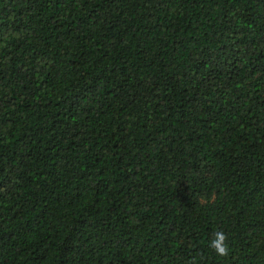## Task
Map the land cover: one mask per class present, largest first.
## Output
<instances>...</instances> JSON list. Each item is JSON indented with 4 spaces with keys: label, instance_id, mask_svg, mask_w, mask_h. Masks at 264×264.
Returning <instances> with one entry per match:
<instances>
[{
    "label": "trees",
    "instance_id": "1",
    "mask_svg": "<svg viewBox=\"0 0 264 264\" xmlns=\"http://www.w3.org/2000/svg\"><path fill=\"white\" fill-rule=\"evenodd\" d=\"M0 264H264V0H0Z\"/></svg>",
    "mask_w": 264,
    "mask_h": 264
},
{
    "label": "clouds",
    "instance_id": "2",
    "mask_svg": "<svg viewBox=\"0 0 264 264\" xmlns=\"http://www.w3.org/2000/svg\"><path fill=\"white\" fill-rule=\"evenodd\" d=\"M228 236L223 231H216L209 246L214 250L218 257H227L230 249L226 243Z\"/></svg>",
    "mask_w": 264,
    "mask_h": 264
}]
</instances>
